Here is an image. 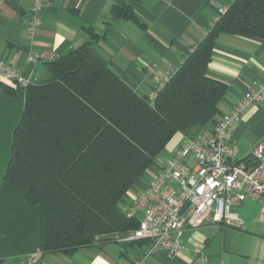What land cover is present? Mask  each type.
I'll list each match as a JSON object with an SVG mask.
<instances>
[{"label": "crops", "instance_id": "crops-1", "mask_svg": "<svg viewBox=\"0 0 264 264\" xmlns=\"http://www.w3.org/2000/svg\"><path fill=\"white\" fill-rule=\"evenodd\" d=\"M42 1L40 24L31 34L26 22L33 0H0L1 59L30 83L42 84L51 80L48 62L84 45L138 97H146L178 69L234 0ZM206 75L226 85L217 104L219 113L231 109L245 92L264 86V38L219 34ZM24 102L25 87L0 77V264H130L140 255L143 264H197L195 247L203 250L208 264H264V212L260 218L264 200L256 199L232 205L243 220L240 227L217 222L185 227L179 234L182 247L176 252L145 254V240H119L116 234L121 231L97 234L91 244L71 251L40 250V205L27 201L28 186L41 194L45 208L68 193L83 194L99 206L103 194L120 191L129 177L115 166L117 156L106 138L95 141L106 120L102 123L91 109L70 101L57 107L49 124L39 125L31 143L35 153L21 167V184L7 183L12 133ZM196 132L194 128L189 134ZM187 135L177 131L170 137L115 203L119 212L154 176V159L169 157ZM233 138L237 160L246 158L264 138V93L246 105ZM188 161L193 163L191 155ZM140 217L137 211L134 218ZM30 256H36L37 262L30 263Z\"/></svg>", "mask_w": 264, "mask_h": 264}, {"label": "trees", "instance_id": "trees-1", "mask_svg": "<svg viewBox=\"0 0 264 264\" xmlns=\"http://www.w3.org/2000/svg\"><path fill=\"white\" fill-rule=\"evenodd\" d=\"M221 33L264 38V0H234L152 102L147 97H138L84 45L47 63L50 81L29 83L25 87L23 113L12 133L4 176L7 183L21 184V167L25 158L35 153L31 143L39 125L49 124L58 112L57 107L70 101L91 109L102 123L106 120L105 129L97 133L95 141L102 136L106 138L108 148L117 156L115 166L124 169L129 177L120 191L103 194L99 206L83 194L68 193L59 196L52 207L45 208L41 194L28 186L27 201L40 205V250L71 251L91 244L97 234L138 226L139 219L125 218L115 203L175 132L192 137L189 134L192 129L209 127L215 122L219 113L217 104L225 94L226 85L209 78L206 67Z\"/></svg>", "mask_w": 264, "mask_h": 264}, {"label": "built area", "instance_id": "built-area-1", "mask_svg": "<svg viewBox=\"0 0 264 264\" xmlns=\"http://www.w3.org/2000/svg\"><path fill=\"white\" fill-rule=\"evenodd\" d=\"M43 6L42 0H33L29 8L26 30L31 34L40 24L39 13ZM154 67L151 65L150 71ZM0 77L17 86L26 87L30 83L1 58ZM165 82L146 96L149 102ZM263 93L264 86L245 92L231 109L216 116L212 126L202 127L194 136L186 137L169 157H156L154 176L131 195L120 210L129 219L140 211L138 226L119 232L116 238L130 242L145 240L148 244L145 254L159 250L176 252L182 247L179 234L185 227H198L207 222L240 227L243 220L231 209L232 205L247 199L264 200V138L246 158L237 160L233 128L246 105L257 102ZM190 155L192 164L188 161ZM263 212L262 208L260 218ZM193 253L197 264H208V257L201 248L195 247ZM28 260L37 262L36 256ZM143 263L144 255H140L130 264Z\"/></svg>", "mask_w": 264, "mask_h": 264}]
</instances>
